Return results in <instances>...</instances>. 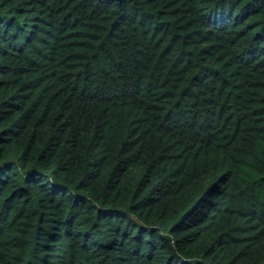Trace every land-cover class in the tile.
Instances as JSON below:
<instances>
[{
  "label": "trees",
  "instance_id": "obj_1",
  "mask_svg": "<svg viewBox=\"0 0 264 264\" xmlns=\"http://www.w3.org/2000/svg\"><path fill=\"white\" fill-rule=\"evenodd\" d=\"M0 264H264V0H0Z\"/></svg>",
  "mask_w": 264,
  "mask_h": 264
}]
</instances>
